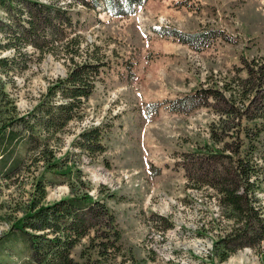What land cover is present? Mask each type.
Instances as JSON below:
<instances>
[{"label": "rangeland", "instance_id": "1", "mask_svg": "<svg viewBox=\"0 0 264 264\" xmlns=\"http://www.w3.org/2000/svg\"><path fill=\"white\" fill-rule=\"evenodd\" d=\"M72 10L85 49L98 45L108 66L85 101L84 114L70 121L51 147L56 158L65 157L80 171L75 189L104 197L117 216L120 252L106 264H264V240L220 260L229 251L220 241L236 224L226 217L216 189L189 179L210 160L200 153L236 156L245 140L241 151L257 147L252 161L259 175L252 181L264 212V72L255 77L248 68L264 65V0H148L126 17L103 7ZM188 33L196 36L185 43L180 37ZM20 54V67L0 73V125L31 110L70 67L32 46ZM212 89L218 90L216 97H208L206 90L214 95ZM192 99L204 104L189 108ZM231 104L238 109L234 113L227 112ZM255 115L261 116L249 118ZM92 126L103 130V152L76 144ZM244 128L254 137L260 132L261 140L248 147ZM214 132L220 142L213 140ZM17 153L20 167L0 178V264H29L24 239L6 236L37 192V179L51 180L46 202L72 193L65 178L53 177L26 144ZM87 244L84 239L74 249L82 263Z\"/></svg>", "mask_w": 264, "mask_h": 264}, {"label": "trees", "instance_id": "2", "mask_svg": "<svg viewBox=\"0 0 264 264\" xmlns=\"http://www.w3.org/2000/svg\"><path fill=\"white\" fill-rule=\"evenodd\" d=\"M147 1L70 0L68 5H61V0H0L1 74L7 75L20 67L19 55L22 49L29 46L70 62L66 76L51 81L47 91L31 110L24 114L15 113L0 125V178L10 177L20 167L17 150L24 143L38 155L36 162H43L53 177L65 178L72 189L70 196L46 202L47 187L51 180L42 175L43 178L37 179L34 184L37 192L27 210L12 222L6 239H11L13 235L24 239L30 250L29 264H106L120 252L122 230L114 210L104 197H95L88 191L75 189L73 178L82 182L81 174L75 176L80 171L75 170L73 165L69 166L65 157L56 158L51 146L70 121L84 114L85 101L94 93L97 82L108 66L105 57L99 54L98 45L88 44L85 49L82 35L77 32L78 21L72 7H103L115 16L126 17ZM181 36L182 41L189 43L193 42L196 34ZM6 50H14V53L2 55ZM248 68L255 77H261L264 72V65L257 70ZM0 84L1 99L4 87L1 81ZM212 90L214 95L206 90L208 97H216L218 90ZM191 104L194 105L189 108L204 103L202 99H192ZM183 106L181 104L177 108ZM235 110L238 109L231 104L227 112L234 113ZM244 133L248 138V147L261 140L260 132L254 137L249 129L244 128ZM212 138L215 142L221 141L215 132ZM102 140L101 127L92 126L80 133L76 144L86 151L103 152L106 147ZM245 144L246 141H242L236 156L222 155L218 151L200 153L198 156L210 160L197 167V177L189 176L190 180H199L203 186L209 185L217 190L226 217L236 224L220 241L229 250L220 257L221 261L228 260L232 253L245 246H255L264 240L263 207L257 204L253 189L255 181H252L254 176L257 179L259 175L256 163L252 161V154L257 147L250 152L241 151ZM224 158H228V161ZM84 239H88V244L80 253L84 259L82 263L75 258L74 249ZM89 252L96 254V257L90 258Z\"/></svg>", "mask_w": 264, "mask_h": 264}]
</instances>
